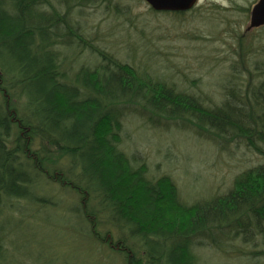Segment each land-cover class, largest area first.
I'll list each match as a JSON object with an SVG mask.
<instances>
[{
  "label": "trees",
  "instance_id": "obj_1",
  "mask_svg": "<svg viewBox=\"0 0 264 264\" xmlns=\"http://www.w3.org/2000/svg\"><path fill=\"white\" fill-rule=\"evenodd\" d=\"M112 1L0 0V264L19 207L54 203L37 191L43 183L73 194L78 234L124 264H200L196 248L264 241V163L236 175L228 192L187 204L169 175L148 178L145 157L123 148L135 115L154 129L192 126L219 146L241 139L264 157V81L243 93L230 80L214 101L122 60L71 12ZM78 48L98 61L64 67V51Z\"/></svg>",
  "mask_w": 264,
  "mask_h": 264
},
{
  "label": "rangeland",
  "instance_id": "obj_2",
  "mask_svg": "<svg viewBox=\"0 0 264 264\" xmlns=\"http://www.w3.org/2000/svg\"><path fill=\"white\" fill-rule=\"evenodd\" d=\"M115 3L111 9L95 3L75 6L71 12L86 36L122 60L214 101L222 98L230 80L240 81L243 93L250 81L254 85L264 81V54L258 52L254 31H247L245 10L197 7L175 16L154 13L142 0H122L118 8L123 13L117 15ZM97 61L91 52L78 48L64 51L62 63L77 68ZM125 122L123 148L145 157L148 178L169 175L187 204L228 192L236 175L264 163V157L241 139L221 141L219 146L211 136L183 123L164 130L135 115ZM37 191L54 196V203L37 212L35 206L19 207L24 214L10 222L13 234L5 236L8 249L2 264H124L121 256L86 244L78 234L73 194L46 183ZM195 253L200 264H264V241L258 236L251 245L235 242L229 250L205 246Z\"/></svg>",
  "mask_w": 264,
  "mask_h": 264
},
{
  "label": "flooded vegetation",
  "instance_id": "obj_3",
  "mask_svg": "<svg viewBox=\"0 0 264 264\" xmlns=\"http://www.w3.org/2000/svg\"><path fill=\"white\" fill-rule=\"evenodd\" d=\"M144 1L149 8L152 6ZM224 7V8H238L247 12V18L249 19L250 25L247 27V31H254V41L258 45V52L264 54V22L259 25L252 26V18L254 13L264 14V0H197L194 7ZM262 12V13H261ZM264 16V15H263Z\"/></svg>",
  "mask_w": 264,
  "mask_h": 264
},
{
  "label": "water",
  "instance_id": "obj_4",
  "mask_svg": "<svg viewBox=\"0 0 264 264\" xmlns=\"http://www.w3.org/2000/svg\"><path fill=\"white\" fill-rule=\"evenodd\" d=\"M197 0H147V2L156 11H188L191 10ZM264 11V9H263ZM259 12L253 14L252 26L259 25L264 22V14L258 15ZM262 13V12H261Z\"/></svg>",
  "mask_w": 264,
  "mask_h": 264
}]
</instances>
